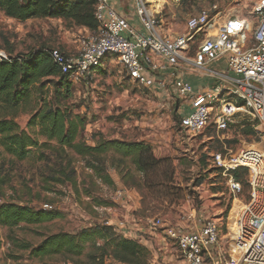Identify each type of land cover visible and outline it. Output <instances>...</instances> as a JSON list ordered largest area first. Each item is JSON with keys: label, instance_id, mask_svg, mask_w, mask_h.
Returning <instances> with one entry per match:
<instances>
[{"label": "rangeland", "instance_id": "obj_1", "mask_svg": "<svg viewBox=\"0 0 264 264\" xmlns=\"http://www.w3.org/2000/svg\"><path fill=\"white\" fill-rule=\"evenodd\" d=\"M147 2L162 33L167 36L184 34L188 15L215 2L221 18L236 15L247 20L248 40L256 25L251 13L256 0ZM82 30L61 19L19 21L0 11V50L7 55L11 50L12 57L25 56L42 48H59L67 55H74L79 38L87 34ZM193 52L194 46L190 45L187 53L192 56ZM188 75L197 77L193 73ZM69 80L59 85L58 78L43 79V96L50 105L66 110L69 116L82 114L85 117L86 126L81 136L87 144L92 145L98 138L143 142L161 160L160 169L148 174L151 176L150 187L147 185L137 191L125 188L120 181L121 176L128 174L126 171H133L129 159L120 163L117 157H103L113 181L112 185H107L95 179L93 172L85 166V159L69 149L61 150L54 141L43 147L44 140L40 136L36 138L42 145L33 148L24 160L11 157L0 147V160L9 180L2 188L0 204L14 202L58 215L40 225L0 226V264H71L59 257L34 258L18 244L26 242L35 247L49 234L75 232L104 222L146 246L150 251L147 264H184L165 229L191 227L203 218L224 223L235 219L234 212L238 209H234V204L241 206L248 199L249 170L237 168L244 172L242 190L233 195L227 187L228 175L213 164L212 156L220 153L225 161H242L249 152L261 155L264 153L262 132L254 128L251 134H246L239 128H229L188 135L179 125L181 115L188 108V99L175 96L168 80L165 85L156 83L152 87L139 84L114 58H107L96 70ZM36 98L33 95L31 104L14 119L26 132L30 130L28 123L34 112L31 110L37 106ZM68 160L73 172L67 173L73 183L58 172ZM133 174L142 178L139 173ZM159 179L165 181L163 187L157 185ZM99 202L107 205L97 204ZM190 212L195 215L193 219L187 218ZM105 264L122 263L107 258Z\"/></svg>", "mask_w": 264, "mask_h": 264}, {"label": "built area", "instance_id": "obj_2", "mask_svg": "<svg viewBox=\"0 0 264 264\" xmlns=\"http://www.w3.org/2000/svg\"><path fill=\"white\" fill-rule=\"evenodd\" d=\"M94 2L97 28L79 38L76 54L48 50L61 73L76 80L114 58L139 84L152 87L168 80L175 96L188 98L179 122L186 134L250 126L264 137V0L252 6L256 25L250 40L247 20L236 15L221 18L216 2L188 15L186 32L171 36L162 33L147 0H133L138 26L118 15L109 0ZM190 45L194 46L192 56L187 53ZM6 59L0 50V60ZM184 73L210 82L193 90ZM212 162L228 175L227 187L233 195L240 194L242 185L232 171L249 170L248 199L235 219L224 223L198 218L191 227L166 228V235L184 264H264V157L249 152L242 161H225L216 153ZM194 217L193 212L187 216Z\"/></svg>", "mask_w": 264, "mask_h": 264}, {"label": "trees", "instance_id": "obj_3", "mask_svg": "<svg viewBox=\"0 0 264 264\" xmlns=\"http://www.w3.org/2000/svg\"><path fill=\"white\" fill-rule=\"evenodd\" d=\"M94 5V0H0V11L5 16L19 21L55 18L93 31L98 24L94 16ZM0 48H2L1 45ZM49 49H38L18 57H12L9 50L8 59L0 60V147L2 151L13 158L24 160L29 157L33 148L42 145L36 138L40 136L44 140L43 147L48 142L54 141L61 150L69 149L85 159V166L93 172L95 179L103 184H113L103 159L109 155L112 158L117 157L120 163L124 159L130 160L133 171H126L128 174L120 178L125 188L142 191V188L150 187L151 176L148 174L160 169L161 160L153 155L148 144L98 138L89 145L81 136L86 126L85 117L82 114L69 116L66 110L50 105L46 101V97L43 96L45 93L43 79L58 78L59 85H62L64 80L70 81V76L61 73L52 62L48 53ZM65 88L67 90V86ZM33 95L37 96V106L31 110L34 112L28 123L30 130L26 132L20 129L14 119L17 114L24 111V107L31 104ZM40 101L42 104H39ZM238 128L246 134L254 131V128L250 126ZM209 130L213 129L205 131ZM63 156L66 157L65 154ZM3 166L0 160V196L2 188L9 181ZM69 167L70 160L65 161L58 172H61L67 181L73 183V178L67 173L73 172V169ZM133 173H139L142 178L140 176L136 178ZM243 173L239 169L232 171L234 179L240 183L243 181ZM156 183L159 187H163L165 181L159 179ZM97 204L107 205L100 202ZM57 217V214L45 209H34L14 202L0 204V226L12 228L21 223L40 225ZM18 247L28 250L34 258L59 257L63 262L71 264H105L107 258L122 264H147L150 258V251L146 246L134 238L122 235L116 228L105 222L91 224L75 232L59 231L49 234L44 236L35 247L26 242H20Z\"/></svg>", "mask_w": 264, "mask_h": 264}, {"label": "crops", "instance_id": "obj_4", "mask_svg": "<svg viewBox=\"0 0 264 264\" xmlns=\"http://www.w3.org/2000/svg\"><path fill=\"white\" fill-rule=\"evenodd\" d=\"M109 2L118 15L125 17L129 24L133 26H138L137 19L134 15L133 0H109ZM81 29H83L82 31L84 32H90L86 28L82 27ZM183 78L191 84L193 90H199L210 82L208 79H198V76H189L188 73H184ZM124 236L132 238V236L130 235Z\"/></svg>", "mask_w": 264, "mask_h": 264}, {"label": "bare ground", "instance_id": "obj_5", "mask_svg": "<svg viewBox=\"0 0 264 264\" xmlns=\"http://www.w3.org/2000/svg\"><path fill=\"white\" fill-rule=\"evenodd\" d=\"M261 156L264 157V153L261 154ZM235 208L234 209H238V210H235L234 214L236 215V213L240 210L241 206H237L236 204H234Z\"/></svg>", "mask_w": 264, "mask_h": 264}]
</instances>
